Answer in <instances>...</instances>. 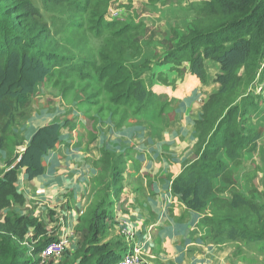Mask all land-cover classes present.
<instances>
[{
  "label": "trees",
  "instance_id": "1",
  "mask_svg": "<svg viewBox=\"0 0 264 264\" xmlns=\"http://www.w3.org/2000/svg\"><path fill=\"white\" fill-rule=\"evenodd\" d=\"M176 3H188L186 10L193 13L191 27L155 64L186 59L188 72L202 83H205L207 64L214 65L219 73L213 80L217 88L202 104L200 117L195 122L196 160L175 178L171 192L197 213L209 204L213 214L220 212L218 203L225 208V214L210 215L213 221L232 224L231 230L243 241L261 243L264 224L257 222V208L262 206L254 192L248 191L249 195H245L239 190L227 163L240 166L245 154L256 151L260 139L261 128L255 129L249 122L252 113L264 116V86L261 92L253 87L264 82V0H176ZM106 12L103 0H0V149L8 148L7 137L16 135L12 129L28 114L39 84L54 76L80 79L97 76L99 82L110 81L105 87L107 92L121 91L117 94L119 103L127 107L134 101L133 106L149 105L152 92L146 88L143 76L152 64L147 67L131 62L135 55H144L143 50L140 53L137 50L139 38L132 42L131 37L132 34L139 36L138 27L145 29V25L106 22ZM78 13L90 17L88 23L97 24V28H88L95 33V39L101 40L97 61L77 50L82 49L80 42H66V34L75 30L69 21ZM103 29L108 36L102 37ZM124 40L131 51L135 50V55L122 56ZM144 62H150L147 54ZM25 64L30 67L32 77L27 84L23 83L22 76L11 73L12 68L19 71ZM140 111L136 115L143 116ZM67 126L66 121L64 125H48L37 130L19 162H15V156L9 163L10 166L15 163L13 168L0 178V264H39L42 248L57 240L46 236L43 224L36 218L3 212L24 204V197L16 188L17 171L24 169L29 177L39 174L41 159L60 142V132ZM18 140L21 145L20 136ZM118 159L110 170L101 168L97 179L103 180L99 184L104 194L96 206L78 219L75 250L71 252L66 247L62 253L74 258L71 264H118L129 250L118 234L107 237L112 203L109 197L112 193V198H117L123 189L124 164L121 157ZM251 215L256 219L250 222ZM30 231L34 242L28 244L26 236ZM218 234L224 235L220 231ZM228 236L233 239L236 235ZM33 244L36 248L29 253L24 245L32 248ZM28 253L34 256L33 260L25 258L29 257ZM49 260V264H55L54 258Z\"/></svg>",
  "mask_w": 264,
  "mask_h": 264
},
{
  "label": "crops",
  "instance_id": "2",
  "mask_svg": "<svg viewBox=\"0 0 264 264\" xmlns=\"http://www.w3.org/2000/svg\"><path fill=\"white\" fill-rule=\"evenodd\" d=\"M150 67L152 72L156 73L152 76L153 81L149 80L151 87L146 81L149 73L143 78L146 88L151 92L155 91L154 87L159 85V81L170 82L176 77L174 74L163 76L168 73L167 64L155 66L153 64ZM178 82L177 88L182 94L181 97L174 96L177 89L172 92L168 87L167 91H161L167 93V102H172L168 107L174 105L175 113L168 123V132L166 131V134L159 139L162 141L157 149L150 144L146 145V142L158 136L152 138L143 133L137 140L138 137L132 136L127 130L115 129L108 121L102 124H106V129L102 126L101 129L93 130L94 126L91 124L86 130L83 122L86 119L82 118V114L73 111L70 105L72 110L69 111L74 117L76 114L77 119L72 124L67 122V125L71 128L75 123L79 127V136L71 135L66 129L61 130L60 142L41 159L42 169L39 174L29 177L24 169L17 171L16 188L24 197V204L14 206L12 210L19 215L37 218L43 224L46 236L56 239L66 237L68 240L66 247L73 252L78 219L91 207L94 197L99 196L102 189L100 184L92 186L90 181L100 175L102 167L111 168L109 164L100 166L99 163L102 160L100 152L107 149L114 155V162H117L119 157L122 159L123 185L125 186L129 180L131 181L128 185L131 186L136 180L142 184L139 190H134L132 187L131 196H126L127 201L124 205L126 212L125 216L122 215V219L130 223L128 228L131 237L140 243L141 241L147 243L144 244L142 252L146 264L231 263L236 251L228 249L226 253L227 246L223 242L217 243L218 247L224 245L222 254L220 249L212 248L217 240L213 239L211 230L201 220L199 213L189 210L171 192L172 182L193 159L198 140V133L195 137L193 128L201 114L202 104L217 88L215 84L199 85L191 76L186 81L184 78ZM187 82L192 84L188 91L184 88V86L188 88ZM57 121L56 116L41 117V112L32 117L28 128L24 129V137L22 130H19L20 136L25 140V148L38 129L54 124L64 125L66 122L59 120L57 123ZM162 125H165V120ZM132 146H134L133 154ZM129 154L133 157L128 156ZM1 158H5L2 152ZM263 164L264 162L255 168L263 169ZM255 168L251 172L255 171ZM136 175L137 178L134 177ZM149 176H152V180ZM146 180L151 187L150 192L146 189ZM216 186H220V183ZM109 199L114 203L112 193ZM148 235L152 236L150 242ZM32 237L30 231L26 240L31 242ZM217 257L220 258L218 262Z\"/></svg>",
  "mask_w": 264,
  "mask_h": 264
},
{
  "label": "rangeland",
  "instance_id": "3",
  "mask_svg": "<svg viewBox=\"0 0 264 264\" xmlns=\"http://www.w3.org/2000/svg\"><path fill=\"white\" fill-rule=\"evenodd\" d=\"M151 0H103L104 4L107 5V14L105 15V20H113L117 19L121 22H126L130 24H137L142 23L145 25V29L138 27L137 33L139 36L132 34L131 40L132 42L135 40V38H139V44H138V53L142 51L144 54L143 56L135 55V50L131 51L129 48L130 45H127L126 40H124V46L122 47V50L125 49V51L122 54V56H133V59H131L132 64H135L137 66H147L148 64H155L157 58L159 56H162L166 52H169L172 47L177 43L179 38H181L191 27V21L193 17L192 12H187L186 8L188 7V3H182L178 4L176 3V0H157L158 2L152 4L150 2ZM155 1V0H154ZM100 3V1H98ZM191 2H189L190 4ZM101 4V3H100ZM54 12V11H53ZM116 15V16H115ZM91 18L87 15H80V13L74 15V18L69 21L70 27L75 25V30H73L71 33L66 34V42L70 44H76L77 42H80V47L82 48L77 49L81 54L88 53V55L91 56L93 61H97V50L99 48V45L101 44V40L99 38L95 39L93 37L91 29H88L89 27L97 28L96 22L90 24L88 23V20ZM91 22V21H89ZM72 23V25H71ZM75 34V35H74ZM109 33H105L103 29L102 37L108 36ZM75 37V38H74ZM134 38V39H133ZM72 39V40H71ZM130 40V39H127ZM131 43V42H130ZM141 43V44H140ZM132 44V43H131ZM145 46H142V45ZM170 44V45H169ZM142 46V48H141ZM165 46V47H164ZM124 48V49H123ZM110 49H113V47H110ZM118 50V49H117ZM116 50V51H117ZM146 54L148 56V59L150 60L149 63L144 64V59L146 58ZM154 55H157L156 58H154ZM87 58V57H85ZM175 63H169L168 66V73L163 74V76L167 77L170 74L176 75L175 79H173L170 82H162L159 81V85L155 86V91L152 92L151 99L149 100L147 106H133L135 104V101L129 105V107L126 106V104L119 103L117 94H119L121 91H116L115 94L112 92H107L105 89L106 86H108L109 82L108 80H104L99 82L97 80V76H92L93 79H80L78 77L75 78H58V76H54L50 78L49 80H42V83L39 84L40 87L36 89L37 94L32 97L31 105L29 106V112L26 115L25 118H23L18 126L14 127L12 129V132H15L16 135H12L7 137V147L6 149H0V155L1 152L4 153L5 158L0 159V178H2L5 171L13 168L15 165L12 164L9 165L11 160H15V156H17V159L15 162H19V157L24 152L25 148V140H24V129L28 128L30 119L34 117L35 115L39 114L41 112V117L46 116H56L57 123H59V120L67 121L69 123H73L75 119H77V115L75 114V117L73 116V113L69 110L75 111L76 113L82 114V118L86 119V121H83L85 123V129H89L91 124L94 126V129H101L102 126L106 129V124L102 125L103 122L108 121L115 129L117 130H127L132 136L138 137L141 136V134L146 133L150 137L158 136L154 140H150L148 143L146 142V145L150 144V146L157 149V147L160 145V142L162 140H159L164 134H166V131L168 132V123L169 121L174 117V109L175 106L168 107V104L172 105V102H167L168 95L167 93H162L167 91V89L171 88L170 90L174 93L175 97H181L182 94L180 90L177 88V85L179 84L178 81H182L185 78V81L189 79V77H194L199 85L206 86V85H212L214 84L213 80L215 76L219 73L217 71V68H215L212 64H207L206 66V78L205 83H202L200 80H198L195 76L190 75L188 72V65L186 59L180 58L176 59ZM98 66V63L96 64ZM148 67V66H147ZM150 71H147L149 73V76L146 77V81L149 82V86L151 85L150 81H153L154 74L152 72L151 67H149ZM123 71V70H122ZM11 73L13 76H22L23 83L31 82V72L30 67L28 64H25L21 67H19V71H16L15 68H12ZM144 74V75H147ZM158 77L161 79V76L158 75ZM148 79V80H147ZM1 82V81H0ZM4 80L1 83V87L4 86ZM54 82H56L54 86ZM188 88L184 86L185 90L188 91L191 89L192 84L190 82L186 83ZM264 86V82L259 84H256L255 87L257 92H261ZM151 87V86H150ZM169 87V88H168ZM162 91V92H161ZM263 91V90H262ZM167 96V99H165ZM71 102H70V101ZM131 100H133V97H131ZM71 105V108H70ZM144 108V110H143ZM142 109V110H141ZM140 111V114L143 116L136 115V112ZM143 117V118H139ZM200 116H198L199 118ZM165 120V125H162V122ZM253 125L255 129H260V138L257 143L256 151L253 154L244 155L242 162L240 163V166H235L234 163L228 162V168L233 171V178H235L237 182V187L239 190L245 194L249 195V192H254V196L257 198L259 203L261 204V208H257V214H258V220L257 222H261L264 224V164L263 169L255 168V166L261 165V163L264 162V116H260L258 114L252 113V116L250 117L249 125ZM26 126V127H24ZM165 127V128H164ZM164 128V129H163ZM79 127L77 125H73V127L67 126L66 131L72 134H75V137L79 136ZM196 127L193 128L194 136L196 137ZM19 130H22L23 137H21ZM39 130V129H38ZM78 131V132H77ZM191 134V133H190ZM18 136L21 137L23 143L19 145ZM148 137V136H147ZM139 140V137L137 138ZM147 140V139H146ZM132 139V144H133ZM137 142V141H136ZM142 144V143H140ZM139 145V144H138ZM197 143L194 148V156L189 165L196 160V152H197ZM134 149V146L131 148V153L133 154L132 150ZM148 150V149H147ZM102 156V160L99 162L100 166L104 165H114L113 160L114 155L110 153L107 149H104L100 152ZM147 154V152H146ZM261 155V156H260ZM130 157H133L132 155H128ZM129 159V158H128ZM188 165V166H189ZM134 166H136L134 164ZM8 168V169H7ZM255 171L251 172L252 170ZM105 169L110 170L108 166L105 167ZM104 169V173H105ZM135 178L138 177V175L134 176ZM152 180V176H149ZM148 177V178H149ZM124 178V177H123ZM103 181L102 179H92L90 181V184L92 182V186L99 185ZM131 181V180H129ZM128 181V182H129ZM128 182L126 185H123L122 192L120 195L114 199V203L112 202L109 207L110 212V221L108 222V238L112 237L114 234H118L120 238H123L126 241V244L131 247H136L139 244H141L139 241H137L135 238L133 239H126L125 236L122 234V225L124 223H127L128 226H130L129 222L123 221L122 217L125 216L124 213L126 212L124 209V205L127 201L126 196H131V193L133 192V189H140L142 188V184L139 180H136L134 185H128ZM140 183V184H139ZM144 183V181H143ZM217 185L219 184L217 181L215 182ZM123 184V183H122ZM146 189L147 191H151V187L148 184L146 180ZM131 186V187H130ZM133 187V189H132ZM135 187V188H134ZM219 187V186H218ZM93 189V187H92ZM249 191V192H248ZM142 193V192H141ZM104 191L101 189V193L99 196L97 195L93 199V203L90 205L91 207H94L97 205L99 201V197L103 196ZM140 195V193H139ZM228 197V195H225ZM202 205V204H201ZM216 205V204H215ZM206 206L205 209L198 211L199 215L201 216V220L205 221H211L212 223L210 225L205 224L210 230L213 239H216L215 241L216 245H212L213 247H216L217 249H220V252L222 254V247H218L217 243L223 242L227 246L226 253L228 252V249H234L236 251V254H234L233 261L228 264H264V241L261 243H249L246 241H243L241 238H237L238 234L231 230L233 229L232 224H221L220 221H213V219L210 218V215L215 216L216 214H225V208L221 207L217 203V208L219 210H222L220 212L214 213L211 210V207ZM199 208V207H198ZM89 209V208H88ZM11 210V211H10ZM256 210V209H255ZM15 213L12 208H10L8 211H4V214L8 213ZM18 214L19 213H15ZM127 214V213H126ZM123 215V216H122ZM84 216V215H83ZM116 216V217H115ZM209 217V218H208ZM251 221L256 219L255 215H251ZM37 219V218H36ZM207 219V220H206ZM38 220V219H37ZM39 221V220H38ZM204 222V221H203ZM129 230V229H128ZM215 230V231H214ZM220 231L223 235V237L218 234V231ZM130 231V230H129ZM228 235H236L233 239H231ZM149 242L151 241L152 236L148 235ZM132 240V241H131ZM27 242V240H26ZM31 242H34L31 240ZM31 242H27L28 244H31ZM142 242V241H141ZM36 244H33V247H35ZM25 248H28V252L30 253V246L24 245ZM36 248V247H35ZM28 253V254H29ZM128 253V252H126ZM29 257H25L28 260H33L34 256L28 255ZM227 258V257H226ZM36 259V258H35ZM72 256H63L61 255L59 258L53 260L55 264H71L72 262ZM141 260L144 264L146 262L144 261V256L141 255ZM220 258H216V261L218 262ZM49 261L51 260H40L39 264H49Z\"/></svg>",
  "mask_w": 264,
  "mask_h": 264
},
{
  "label": "built area",
  "instance_id": "4",
  "mask_svg": "<svg viewBox=\"0 0 264 264\" xmlns=\"http://www.w3.org/2000/svg\"><path fill=\"white\" fill-rule=\"evenodd\" d=\"M116 16V15H115ZM12 169V168H11ZM128 224L124 223L122 225V231L123 235L126 239H133L131 237V231H129ZM132 241V240H131ZM68 244V240L66 237L50 241L49 243H46V245L42 248L40 252V258L41 260H49V259H57L59 258L64 249L66 248ZM143 246L142 244H139L136 247H131L129 244V250L127 251L126 255L122 257V259L118 262V264H144L141 260V255L143 252ZM34 247L30 249V252L33 250Z\"/></svg>",
  "mask_w": 264,
  "mask_h": 264
},
{
  "label": "clouds",
  "instance_id": "5",
  "mask_svg": "<svg viewBox=\"0 0 264 264\" xmlns=\"http://www.w3.org/2000/svg\"><path fill=\"white\" fill-rule=\"evenodd\" d=\"M106 22H112V21H118L117 19H113V20H105Z\"/></svg>",
  "mask_w": 264,
  "mask_h": 264
}]
</instances>
